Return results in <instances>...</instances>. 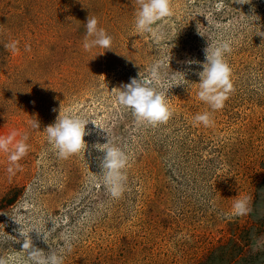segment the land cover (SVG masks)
<instances>
[{
	"label": "rangeland",
	"instance_id": "rangeland-1",
	"mask_svg": "<svg viewBox=\"0 0 264 264\" xmlns=\"http://www.w3.org/2000/svg\"><path fill=\"white\" fill-rule=\"evenodd\" d=\"M170 6L153 37L134 27L136 0H0V133L29 134L13 172L0 152V256L24 255L20 231L35 224L33 245L64 264H264V0ZM89 15L112 49L83 48ZM218 41L232 48L233 90L213 111L198 72ZM153 64L172 114L149 125L116 94ZM69 111L89 119L88 134L62 158L44 128ZM204 111L209 126L194 119ZM107 140L129 155L119 199L102 185L95 145ZM242 197L249 211L234 215Z\"/></svg>",
	"mask_w": 264,
	"mask_h": 264
},
{
	"label": "clouds",
	"instance_id": "clouds-1",
	"mask_svg": "<svg viewBox=\"0 0 264 264\" xmlns=\"http://www.w3.org/2000/svg\"><path fill=\"white\" fill-rule=\"evenodd\" d=\"M238 2L248 3L250 0H238ZM136 4L138 7L134 16L135 29L140 33H149L156 37L158 35L157 22L172 15L170 0H136ZM85 27L86 36L83 48L86 51L93 48L112 49L111 35L105 28L98 26V19L95 16H88ZM9 46L15 49L16 43L6 45V47ZM231 51V45L227 41L209 44L205 49L202 70L198 72L197 95L199 100L213 111L223 107L228 94L233 90L232 69L227 61V55ZM160 68V64H153L150 78L142 76L139 79L131 78L130 82L123 85L116 94L118 103L131 110L139 123L149 125L164 123L172 114L164 92L158 90L155 84L160 76ZM194 119L205 126H209L212 122L209 111L198 113ZM88 122L89 119H84L70 111L63 115L59 114L55 123L44 128L48 144L62 158L79 153L82 149L85 150L84 136L88 134L85 126ZM30 127L39 128L38 121H32ZM17 136L20 138L17 139ZM28 138V132L18 133L13 130L7 134L0 133V152L8 154L7 171L9 173L13 172L12 165L18 167V161L27 154L29 145L26 141ZM95 147L104 153L100 161L102 185L113 199H119L126 191V169L129 165V155L120 146L110 144L109 140L103 144H96ZM90 179L92 182L96 180L95 177ZM248 211L247 197L236 199L233 202L234 215H244ZM20 225L23 227L22 224ZM31 230H35L37 234L43 233L35 224L27 233L20 231V236L24 237L22 244L24 255L11 253L7 256H0V264H64L63 253L46 252L33 245L31 238L28 237ZM66 248L67 251H71L70 242L67 243Z\"/></svg>",
	"mask_w": 264,
	"mask_h": 264
}]
</instances>
